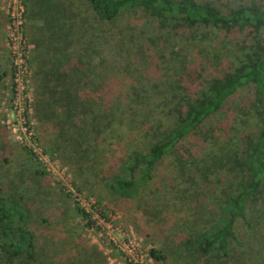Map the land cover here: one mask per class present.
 <instances>
[{"label":"trees","instance_id":"1","mask_svg":"<svg viewBox=\"0 0 264 264\" xmlns=\"http://www.w3.org/2000/svg\"><path fill=\"white\" fill-rule=\"evenodd\" d=\"M26 2L27 20L38 21L35 27L41 39L37 40L36 52H41L42 61L43 54L49 55L43 62L51 63L47 70L38 71L44 75L36 82L37 111L42 123L59 133L56 141L72 140L75 147L78 145L79 149H64L62 153L81 166L99 147L90 144L93 135L100 137L108 126L113 127L117 115L124 120V100L142 98L137 83L130 84L128 90L116 89L107 81L95 83L93 88L87 83V72H95L101 65V50L96 41L104 34V26L114 25L126 12L139 10L156 21L151 27L154 26L158 39L161 32L185 28L192 44L204 46L198 52L210 47V53L194 54L197 61L193 67L191 55L189 63L175 61L171 70L180 84L173 82L164 89L154 87L152 95L158 96L160 105H165L175 118L170 129L161 133L148 151L134 149L124 157L113 152V148L109 150V146L102 155L117 165L111 187L126 198L136 195L141 185L149 184L156 167L174 152L181 153L176 159L181 168L194 165L195 169L205 171L206 178L224 170L227 181L223 179L222 183L228 186L216 223L199 233L197 239L187 238L182 245L192 258L191 264H264V7L257 1L223 10L213 1L83 0L81 7L93 11L97 30L96 41L87 42L90 27L77 13V0ZM217 31L224 33L222 40H217ZM138 39V35L131 34V41ZM118 41V46L124 48V39ZM90 51L95 53V64L85 59ZM228 59L233 64L231 70L221 76L206 77V68ZM8 74L5 70L0 80ZM245 88L252 89V99L247 106H238L240 103L232 98ZM145 92L151 94L149 90ZM240 110L248 122L254 115L257 117L256 128L246 125V120L231 121ZM103 121L106 122L102 126ZM222 130L232 134L212 151H220L221 155L214 154L208 162L197 158L199 144L217 139L216 133ZM82 169L85 170L83 166ZM36 173L46 174L44 170ZM77 209L84 218L90 217L81 206ZM27 220L17 202L0 196V242L6 253L15 258L24 254L29 259L34 257V233ZM151 255L159 264H166L167 255L160 249L153 248Z\"/></svg>","mask_w":264,"mask_h":264},{"label":"rangeland","instance_id":"2","mask_svg":"<svg viewBox=\"0 0 264 264\" xmlns=\"http://www.w3.org/2000/svg\"><path fill=\"white\" fill-rule=\"evenodd\" d=\"M82 1L77 0V13L80 19H86L90 27L89 37L85 40L94 42L97 39L96 21L89 7H81ZM199 1H213L223 10L251 1H257L264 7V0ZM5 2L2 0L1 9L7 25ZM115 22L114 25L104 26V34L96 41L101 50V65L95 72H87V83L93 88L95 83L107 81L116 89L124 87L125 90L130 84L137 83L142 98L133 96L125 99L124 120L121 121L123 116L117 115L113 127L108 126L100 137L93 135L90 144H98L99 147L87 156L82 165L85 170L80 164L64 158L62 153L64 149L69 152L72 148L79 149L78 145L75 147L72 140L70 143L63 139L56 141L59 133L51 125L42 123L37 111L36 82L44 75L38 71L47 70V65L51 66V63L43 62L46 57L49 59L47 54H43V61L41 52H37V56L41 55L36 57L37 40L41 36L38 31L34 33V19L27 20L26 30L35 45L31 55V63L35 55V67L32 63L27 102L22 105V116H25L32 133H24L20 124L22 119L13 111L16 95L11 59L5 49V28L3 46L8 59L3 54L0 70L5 69L9 74L0 80V196L17 202L22 208L28 217V227L34 233L35 248L32 259L26 254L15 258L6 253L0 242V264H126L133 256L143 264H159L151 257L153 248L167 255L166 264H191L192 258L182 245L183 241L197 239L199 233L216 223L228 186L222 183L223 179L227 181L224 170L206 178L205 171L195 169L194 165L185 164V168H181L176 160L181 156L179 152L164 157L150 183L141 185L132 198H126L111 187L113 175L118 169L111 158H103V150L111 146L109 150L113 148V152H120L124 157L134 149L148 151L161 133L170 129L175 119L165 105H160L159 97L152 95L154 87L164 89L173 82L180 84L171 70L175 61L183 64L188 60L189 63L191 55L190 65L193 67L197 61L193 57L195 53L205 55L207 51L211 52L210 47L198 52L204 46L192 44L185 28L161 32V39H158L154 26L151 27L156 21L139 10L124 13L123 18ZM133 33L139 36L138 40H130ZM216 36L217 40H222L225 35L217 31ZM118 39H124V48L118 46ZM85 59L93 61V64L97 60L94 51L87 53ZM38 67L39 70L36 69ZM232 67L230 59L219 61L215 66L205 67L206 77L221 76ZM148 90L151 94L145 92ZM251 97L252 89L245 88L232 99L240 103L238 106H247ZM184 103L185 100H182L183 106ZM102 104L106 105V101ZM239 112L235 119L232 116L231 121L238 118L246 120V125L250 127H257L259 121L255 115L248 122L243 112ZM7 119L16 122V133L13 127H9ZM105 122H101L102 126ZM224 133L222 130L216 133L217 139L201 142L196 149V157L208 162L214 154L221 155L220 151H212L232 134ZM37 170H44L46 174H37ZM78 193L83 199L92 197L96 203L91 211L92 217L84 218L78 212ZM132 246L136 249L130 251Z\"/></svg>","mask_w":264,"mask_h":264},{"label":"built area","instance_id":"3","mask_svg":"<svg viewBox=\"0 0 264 264\" xmlns=\"http://www.w3.org/2000/svg\"><path fill=\"white\" fill-rule=\"evenodd\" d=\"M6 2L5 10L7 14V25L5 49L7 50L11 59L12 78L14 82L13 86L16 95L13 111L16 112L17 116L22 119V122H20L21 120H19V122L24 130V133L31 134L32 130H30L29 125L26 123L25 116H22V110H24L22 108V105H26L27 102V91L30 88L32 76L31 55L35 45L26 30L27 7L25 0H6ZM7 122L9 123V127H13L12 129L16 133V122H11L10 119H7ZM18 138L22 139L21 136H18ZM35 150L38 151L36 148ZM76 199L78 200L77 202L79 206L89 212L90 217H92L91 211H93L96 207V203L94 202L93 198L91 197L83 199L82 194L78 193ZM132 247L133 248H131L130 251L136 249L135 246ZM129 261L139 262L143 264L141 260L136 259L134 256L130 257L127 262Z\"/></svg>","mask_w":264,"mask_h":264},{"label":"crops","instance_id":"4","mask_svg":"<svg viewBox=\"0 0 264 264\" xmlns=\"http://www.w3.org/2000/svg\"><path fill=\"white\" fill-rule=\"evenodd\" d=\"M1 2L2 0H0V61L2 60V56L3 54L6 56V58L8 59V54H6V52H4V46H3V40H4V36H5V28H6V19H5V16L2 12V7H1ZM38 21L35 20V24H37ZM35 26H32L33 30H34V33L37 32L36 30V27L34 28ZM36 55H37V52H35ZM4 64V63H3ZM2 66V65H1ZM1 71H5L4 70H0V75L3 74V72Z\"/></svg>","mask_w":264,"mask_h":264}]
</instances>
